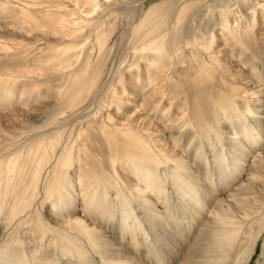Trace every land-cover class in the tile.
Returning a JSON list of instances; mask_svg holds the SVG:
<instances>
[{
  "label": "bare ground",
  "instance_id": "1",
  "mask_svg": "<svg viewBox=\"0 0 264 264\" xmlns=\"http://www.w3.org/2000/svg\"><path fill=\"white\" fill-rule=\"evenodd\" d=\"M262 142L264 0H0V264H242Z\"/></svg>",
  "mask_w": 264,
  "mask_h": 264
},
{
  "label": "rangeland",
  "instance_id": "2",
  "mask_svg": "<svg viewBox=\"0 0 264 264\" xmlns=\"http://www.w3.org/2000/svg\"><path fill=\"white\" fill-rule=\"evenodd\" d=\"M33 104H35V102ZM262 145L264 146V142H262ZM255 219L256 220L254 221V223H249L252 224V227H254L253 234L250 236V238L245 240L246 243L240 249L238 248L234 251V254H236V252L239 250L238 253H240V255L237 258V261L239 260V262H242V264H264V225L257 239H252L256 234V229L261 226L262 223L261 221L255 223L259 219V216H255ZM142 257H145V255ZM231 260L234 261L235 258L233 257ZM146 263L150 264L149 260Z\"/></svg>",
  "mask_w": 264,
  "mask_h": 264
}]
</instances>
